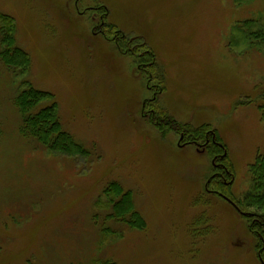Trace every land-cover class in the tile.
Listing matches in <instances>:
<instances>
[{"label":"rangeland","instance_id":"1","mask_svg":"<svg viewBox=\"0 0 264 264\" xmlns=\"http://www.w3.org/2000/svg\"><path fill=\"white\" fill-rule=\"evenodd\" d=\"M1 15L31 65L0 59V264H262L251 209L208 190L237 202L264 151V0H0ZM29 83L90 157L21 135ZM199 130V143L217 132L224 161L185 144ZM114 181L144 229L102 234Z\"/></svg>","mask_w":264,"mask_h":264},{"label":"trees","instance_id":"2","mask_svg":"<svg viewBox=\"0 0 264 264\" xmlns=\"http://www.w3.org/2000/svg\"><path fill=\"white\" fill-rule=\"evenodd\" d=\"M1 19L4 21L0 27V43L3 46L0 53L1 61L11 68L28 69L31 65V58L26 50L18 44L15 23L6 15H1ZM260 101L259 109L264 118V92L260 96ZM14 102L22 115L21 135L30 140V144H40L45 148L43 150L62 156L90 157L92 155L91 150L78 142L64 128L60 120L57 101L52 93L40 90L29 83L27 88L16 96ZM161 114L163 115V113ZM183 132L185 133V131ZM207 133L210 136L215 133L216 140L220 142L216 131H208ZM201 134L199 130L194 134L196 137L189 138V141L198 140L197 138H200ZM221 144L224 149L217 148L216 150L222 154L226 150V146L224 143ZM225 159L226 157L219 160L224 161ZM249 172L252 179V189L237 202H234L241 214L244 213L243 209H251L250 215L247 217L256 221L251 223L250 229L258 231V238L262 242L264 241V151L258 153ZM216 179L218 177L210 178L208 184L212 185ZM103 194L105 200L99 202L101 207L106 208L103 210L106 215L103 219L102 234L116 235L118 233L117 227L133 230H142L146 227L145 218L137 209L133 191L125 189L120 182L114 181L105 187ZM261 257L260 259L264 264V249Z\"/></svg>","mask_w":264,"mask_h":264},{"label":"flooded vegetation","instance_id":"3","mask_svg":"<svg viewBox=\"0 0 264 264\" xmlns=\"http://www.w3.org/2000/svg\"><path fill=\"white\" fill-rule=\"evenodd\" d=\"M90 10L91 11H95L94 10V6L90 7ZM103 15H104L103 17H100L101 18L100 24L98 26H96L99 29L100 32H105L104 30H102L103 26H105V20H104V18L106 16H108L109 14L105 12ZM182 139H184V136L183 135H182ZM185 144H195L199 148L202 147L204 150H206L211 145L215 146L216 148L224 149L223 146H222V144L219 141L216 140L215 133H212L211 136L209 134H207L204 137V142L203 143H199L198 140H191V141H187ZM226 155H227L226 154V151H224L222 154L221 153L220 154H217L215 156V159H224L226 157ZM217 166H220V168H221V166H224V165L222 163H218ZM220 176H222V174ZM209 180H208V182H209ZM224 183H227V181H224ZM208 192H213V194L215 192V194H218L219 196H221L223 198V194L218 193V192H216L214 190L213 191L208 190Z\"/></svg>","mask_w":264,"mask_h":264},{"label":"water","instance_id":"4","mask_svg":"<svg viewBox=\"0 0 264 264\" xmlns=\"http://www.w3.org/2000/svg\"><path fill=\"white\" fill-rule=\"evenodd\" d=\"M181 139H182V137H181ZM223 198L226 199L228 202H230L232 205H234L236 208H238V207L235 205V203H234L232 200H230L228 197H226V196L223 195Z\"/></svg>","mask_w":264,"mask_h":264}]
</instances>
